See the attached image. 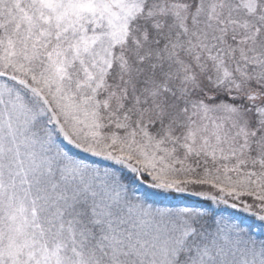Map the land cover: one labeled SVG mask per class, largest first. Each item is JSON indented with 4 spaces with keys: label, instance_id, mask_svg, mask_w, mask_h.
<instances>
[{
    "label": "snow or ice",
    "instance_id": "obj_1",
    "mask_svg": "<svg viewBox=\"0 0 264 264\" xmlns=\"http://www.w3.org/2000/svg\"><path fill=\"white\" fill-rule=\"evenodd\" d=\"M0 264H264V0H0Z\"/></svg>",
    "mask_w": 264,
    "mask_h": 264
}]
</instances>
